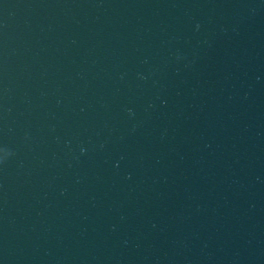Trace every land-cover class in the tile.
Returning <instances> with one entry per match:
<instances>
[{
	"label": "water",
	"instance_id": "1",
	"mask_svg": "<svg viewBox=\"0 0 264 264\" xmlns=\"http://www.w3.org/2000/svg\"><path fill=\"white\" fill-rule=\"evenodd\" d=\"M0 264H264V0H0Z\"/></svg>",
	"mask_w": 264,
	"mask_h": 264
}]
</instances>
